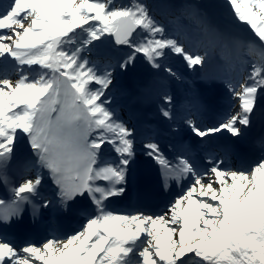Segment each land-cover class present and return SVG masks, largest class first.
I'll return each instance as SVG.
<instances>
[{
	"label": "snow or ice",
	"instance_id": "obj_1",
	"mask_svg": "<svg viewBox=\"0 0 264 264\" xmlns=\"http://www.w3.org/2000/svg\"><path fill=\"white\" fill-rule=\"evenodd\" d=\"M227 2L235 17L264 41V0ZM138 28L144 30L139 38ZM164 33L137 0L115 7L112 0H8L0 6V182L12 184L11 197L0 198V226L20 218L34 199L44 208L51 205L41 194L46 176L60 209L88 214L81 231L64 242L53 238L42 246L18 248L0 233V264H264V157L248 171L225 169L222 161L209 158L211 167L201 173L183 157L171 165L158 144L146 141V155L162 166L164 175L189 177L190 182L154 218L113 214L105 206L124 192L134 130L111 110L108 93L115 69L105 65L99 70L84 53L99 49L110 36L130 49L118 65L121 72L143 58L174 75L160 63L169 53L183 58L190 69L204 65L206 56L189 52ZM26 65L47 72L30 80ZM13 73L19 77L15 81ZM239 88L230 86L229 91L240 110L219 126L201 129L186 121L197 137L222 130L239 135L237 124L248 125L257 91L264 90V64L253 65ZM162 103V116L171 119L173 97L163 94ZM21 136L34 160L10 181L7 169L16 161ZM108 146L117 159L99 167L97 157ZM214 183L221 185L218 190ZM174 234L178 239H172Z\"/></svg>",
	"mask_w": 264,
	"mask_h": 264
},
{
	"label": "rangeland",
	"instance_id": "obj_2",
	"mask_svg": "<svg viewBox=\"0 0 264 264\" xmlns=\"http://www.w3.org/2000/svg\"><path fill=\"white\" fill-rule=\"evenodd\" d=\"M90 2H95V0H90ZM100 2H107V0H100ZM137 2L144 4L148 8L149 15L157 22V24L164 27L165 36L177 39L193 54L206 56V62L204 65L202 67L197 66L193 71L195 74H201V77L207 78L208 81L216 80L218 76L229 75L226 65L223 64L227 61L226 46L227 44H231L230 40L235 39L236 37L234 44L238 41V54L240 55L241 63H243L246 71L241 78L245 79L243 83L246 82V77L251 72L253 65L260 66L264 64V50L259 47V38L255 36L254 31L250 26L244 22H240L235 17L234 11L227 0H214L213 5L208 9H206V7H199L196 0H137ZM132 3L133 0H112L113 7L127 6ZM169 8L173 11L166 15V11H170ZM163 17L166 19H163ZM215 17H219L225 23L233 20L235 24H239L236 28L238 35L232 36L228 29H216L213 26V19ZM165 20L167 22H165ZM29 22H25L24 26L27 27ZM143 32V29L138 28L136 32L137 38H139ZM99 45L102 51L104 50V47L108 46V54L110 55V58L106 59L105 64L100 65L98 69L102 71L105 65H110L114 68L113 85L117 86L118 79L116 76L120 77L121 75L118 65L128 56L130 49L125 46H114L111 43L110 37L103 39V42ZM252 51L256 53H252ZM97 63L101 64L103 61L99 60ZM160 63L171 68L174 75H169L162 70L153 68L143 58L137 59L134 65L129 66L127 70L121 73L126 75L128 73L131 79L138 82L139 85L141 83L145 84V82L148 83L145 91H142L141 87H133L141 97L142 94H145L149 100H152L155 96L161 97L160 95L162 94L160 93L159 88L169 86V84L174 85V83L184 85V81L179 79L178 76L179 70L183 69V67V70H186L185 67H187L188 73L190 74V68L187 66L183 58L171 53L167 54ZM220 64L221 67L219 68ZM203 68L206 70V73L202 71ZM237 68L239 70V66ZM221 70H223L224 74L221 73ZM237 71L233 69L229 73L236 74ZM128 79L131 80L129 77ZM132 80L131 82L134 85ZM248 82L250 83L251 81ZM117 91L116 88H112V94ZM108 95L111 96L110 93H108ZM114 97L115 96L112 98ZM160 100H162V97ZM139 102L141 103V100ZM238 109L232 111V115L239 111ZM228 183H231V181L229 180ZM220 186L221 185L214 183V187L217 190ZM210 195L211 194H209V196ZM59 241L64 242L66 240L62 239ZM54 246L57 245L54 243ZM38 264H41V262Z\"/></svg>",
	"mask_w": 264,
	"mask_h": 264
},
{
	"label": "bare ground",
	"instance_id": "obj_3",
	"mask_svg": "<svg viewBox=\"0 0 264 264\" xmlns=\"http://www.w3.org/2000/svg\"><path fill=\"white\" fill-rule=\"evenodd\" d=\"M76 31L79 32V29H77ZM6 43H10V42L6 41ZM259 47H260L261 49L264 50V41H260V45H259ZM84 55L87 56V52H85ZM39 72H47V70L42 69V70L40 71V70H38L37 67H36L34 70H31V71H30L31 74H38ZM180 73H183V71H181ZM201 76H202L201 74H198V75L195 76V84H197V86H198L199 83H200L199 80H200V77H201ZM121 78H122V77H117L118 80H120ZM12 79H13V78H12ZM122 79H123V78H122ZM218 81H220V80H218ZM133 82L135 83L134 80H133ZM112 88H114V86H111V89H110L111 92H112ZM119 88H120V91H122L123 88H124V85L120 84ZM194 88H196V87H194ZM235 88H236L237 91L240 90V88H239L238 86L235 87ZM198 89H199V88H198ZM173 90H174L175 93H176V92H180V91H178V90H176V89H173ZM196 90H197V89H196ZM176 95H177V93H176ZM176 95H175V98H177ZM238 107H239V109H238ZM254 108H255L254 110H256V111L259 110L262 114H264V109H263V108H264V90H260V89H258V91H257V95H256V100H255ZM235 109L240 110V102L238 101V98H237L236 96H234V94L232 93V99H231V101H230V105H229V109H228L227 115H228V113L234 111ZM252 113H253V112H251V113L249 114L250 117H252ZM192 117H193V116H192ZM222 117H223V116H222ZM177 119H178V117H177ZM194 123L196 124V119H195ZM196 125H197V124H196ZM237 125H238V124H237ZM241 128H242V130L247 134L248 137L254 136V131H253V129H252L249 125H247V126H241ZM225 131H226V130H225ZM22 137H24V136H22ZM22 137H21V138H22ZM112 151H113V150L110 148V146L105 147V148L103 149V152H104L106 155H112V154L109 153V152H112ZM25 156H26V154H24V157H25ZM263 157H264V155H263ZM21 159H22V158L19 156V157L17 158V161H16V162H17L18 164L21 163ZM98 160H99V159H97V161H98ZM205 180H207V178H205ZM41 194H42V197H43V198L45 197V199H48V200L51 201V205L49 206V208L52 206V207H54V208H56V209L62 211V210L59 208L57 198L55 197V195H54V193H53V186L51 185V182H50L49 180L46 179V177H45V182H44V184H43L42 187H41ZM73 219H74V218H73ZM71 220H72V219H71ZM176 227H177V231H178V226H176ZM172 239H173V240L178 239V235L174 234L173 237H172ZM93 241H94V238H93ZM169 243H170V241H169ZM35 263L38 264L39 262H38V261H35Z\"/></svg>",
	"mask_w": 264,
	"mask_h": 264
},
{
	"label": "trees",
	"instance_id": "obj_4",
	"mask_svg": "<svg viewBox=\"0 0 264 264\" xmlns=\"http://www.w3.org/2000/svg\"><path fill=\"white\" fill-rule=\"evenodd\" d=\"M200 7L212 6V0H196Z\"/></svg>",
	"mask_w": 264,
	"mask_h": 264
},
{
	"label": "water",
	"instance_id": "obj_5",
	"mask_svg": "<svg viewBox=\"0 0 264 264\" xmlns=\"http://www.w3.org/2000/svg\"><path fill=\"white\" fill-rule=\"evenodd\" d=\"M215 24H216V26H217L218 28L223 27V24H222L219 20H216V21H215ZM112 39H113V41H114V38H113V37H112Z\"/></svg>",
	"mask_w": 264,
	"mask_h": 264
}]
</instances>
